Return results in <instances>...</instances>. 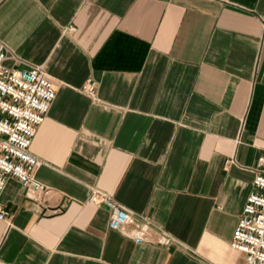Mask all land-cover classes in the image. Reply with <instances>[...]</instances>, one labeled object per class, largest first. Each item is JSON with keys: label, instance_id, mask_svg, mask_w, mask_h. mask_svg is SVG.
<instances>
[{"label": "crops", "instance_id": "0c3cea01", "mask_svg": "<svg viewBox=\"0 0 264 264\" xmlns=\"http://www.w3.org/2000/svg\"><path fill=\"white\" fill-rule=\"evenodd\" d=\"M0 42L54 90L29 148L45 192L5 180L0 264H245L229 241L264 154V0H0ZM91 189L175 244L108 229Z\"/></svg>", "mask_w": 264, "mask_h": 264}, {"label": "built area", "instance_id": "2783aa9c", "mask_svg": "<svg viewBox=\"0 0 264 264\" xmlns=\"http://www.w3.org/2000/svg\"><path fill=\"white\" fill-rule=\"evenodd\" d=\"M7 50L0 42V191L7 178L17 181L28 194H43L42 185L33 180L41 162L29 148L54 99L50 80L38 66L12 68L4 65ZM93 84L83 90L91 93ZM252 191L245 197L229 247L244 256L245 264H264V154L253 168ZM87 203L107 210V228L118 232L134 244L168 247L174 238L143 216L134 215L114 202L110 196L91 189ZM7 214L0 206V221Z\"/></svg>", "mask_w": 264, "mask_h": 264}]
</instances>
